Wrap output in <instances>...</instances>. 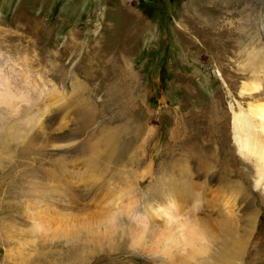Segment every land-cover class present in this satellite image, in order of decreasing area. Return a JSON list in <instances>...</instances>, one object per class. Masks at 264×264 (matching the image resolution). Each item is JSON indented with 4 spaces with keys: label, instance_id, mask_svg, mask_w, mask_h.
Returning a JSON list of instances; mask_svg holds the SVG:
<instances>
[{
    "label": "rangeland",
    "instance_id": "obj_1",
    "mask_svg": "<svg viewBox=\"0 0 264 264\" xmlns=\"http://www.w3.org/2000/svg\"><path fill=\"white\" fill-rule=\"evenodd\" d=\"M119 1L0 0V75L35 102L27 116L19 107L22 134L14 141V157L0 149V264H224L217 243L206 241L207 251L173 258L184 253L181 244L166 253L150 240L152 225H165L163 216L138 217L150 213L151 203L190 218L193 202L184 197L200 191L205 199L201 219L212 225L231 209L225 198L238 195V184L253 199L257 218L250 224L244 217L253 219V212L243 217L233 212L241 216L237 231L243 236L233 264H264L263 181L256 185L264 151V118L259 116L264 113V2L244 14L245 3L238 0H202L204 9L198 2L184 8L189 0H127L123 9ZM105 16L108 27L102 30ZM2 106L4 120L8 114ZM235 113L248 115L255 126L256 144L244 151L234 140ZM25 117L36 121L25 124ZM181 127L191 132L188 144L198 127L211 135L212 154L224 162L213 161V171L227 162L231 170L243 168L242 177L220 171L221 180L209 185L202 174L198 181L193 157H183ZM68 129L82 134L81 149L73 157L51 155L40 136ZM183 158L188 170L179 177ZM57 160L68 168L54 164ZM168 179L175 183L161 196ZM197 181L205 190L195 187ZM224 182L229 183L226 192L233 193H221ZM71 183L74 192L68 189ZM212 200L217 208L209 204ZM130 205L135 216L121 213L126 227L106 233L100 224L107 210ZM126 222L147 226L141 243L139 231ZM66 228L82 239L65 238Z\"/></svg>",
    "mask_w": 264,
    "mask_h": 264
},
{
    "label": "bare ground",
    "instance_id": "obj_2",
    "mask_svg": "<svg viewBox=\"0 0 264 264\" xmlns=\"http://www.w3.org/2000/svg\"><path fill=\"white\" fill-rule=\"evenodd\" d=\"M227 1H230L232 3L235 0H227ZM196 2H198L199 5H200L198 7L203 8V9L205 8V7H203V4H202L203 1L202 0H189L188 2L185 3L184 8L188 7L190 3H192L193 5H196ZM238 2L245 3L244 14H246L249 11H251V9H253L255 7L256 3L264 2V0H238ZM115 3H117V5H120L121 8H123V9L125 8L126 4H128L127 0H120L119 2H115ZM198 7H196V9H198ZM108 11L111 12L110 10H108ZM207 11H209V10H207ZM184 17H186V16H184ZM108 18H109L108 16H105L104 19H102V22H100L102 30H105L108 27V25L106 24V21L108 20ZM60 19H61V17H60ZM186 19H188V17ZM65 46H66V43L63 46V48ZM262 50L263 49H261V51ZM262 56L264 58V51H262ZM256 59L259 60L260 58L257 57ZM86 72L89 75H91V76H93L92 74L95 73L94 70L93 71L87 70ZM126 76H127V78L129 80L131 79V76L128 73H127ZM6 80L7 79L5 77L0 75V103L4 102L6 104V106H4V107L2 106L1 107V110H2V113H4L5 116H7V114H8L7 118L4 119L6 122L4 120L0 119V149L2 151L3 150L6 151L5 153H8L10 155V157L11 156L14 157L15 153H13L11 151L12 147L15 145L14 141L17 140L18 135L22 134V131L19 129V113H21V111L19 110V107H21V106L25 107L26 112H24V110H22V111L26 114L25 116H27L29 110H32V107L35 106V102L28 101L30 99V96L22 95L20 92H19V94L16 93L15 90H13V88L7 84ZM17 88L19 89V85H17ZM23 101L27 102V104L26 105L21 104ZM260 107H261L262 111L264 112V106L260 105ZM47 111H49V110H47ZM33 112H35V111H33ZM35 114H37V113H35ZM33 116H34V113H33V115H31V117L33 118ZM210 116H211V114H210ZM259 116H260V118H262V117L264 118V113L259 114ZM11 120L15 121V124H13V125L10 124ZM39 120H41V118H39ZM13 121H11V122H13ZM25 121H27V122H25V124L28 123V125H29V123H31V121L35 122L36 120L34 121L32 119L31 121L29 120L30 122H28V119L26 118ZM263 124H264V122H263ZM35 126H36V124H35ZM84 126H86V125H84ZM32 129H33V127L30 128L29 130H32ZM254 129H255V126L252 123L251 117H249L246 114L242 116L240 113L239 114L235 113L234 122H233L234 140L237 143V145H239L240 151H242V150L244 151V149L247 146L256 144L255 140L252 139V132H253ZM29 130L25 129V131H29ZM190 133H188V129L187 128H184V127L180 128V133H179L180 139L185 144V146H186L185 147V151L187 153V156H183V157H185V158L186 157L187 158L190 157L191 159L193 157V159H194V168H195L194 176H195V178H197V180H198L199 177H201L202 174H206V176H208L207 182L210 185V182L215 181L218 178L219 179L221 178V174L219 173L220 171H224V172H226V174H235L236 178H241L242 177L243 172H244L243 168H242V170L239 168V169H237V171L236 170H231L229 168V166L227 165L228 164L227 162H226V166L223 167V170H218L216 172L213 171L212 170V163H214L213 161H215V162L219 161L220 163H222L223 159L217 160L216 157H215V154H212L213 151L210 149L211 148V135L208 134V136H207L205 134L203 128H199L198 127L196 129L195 135L194 134L191 135V140H193V142L188 144V141L186 142L185 140L189 137L188 135ZM81 135L82 134H80L78 131H72V130L68 129L66 131L61 132L60 134H58L56 136H50L49 137V136H46V135L45 136L41 135L40 138L46 143V147L49 150L51 155H59L60 153L61 154L64 153V154H66V156L68 158V156L70 157V156L74 155L77 151H79L81 149V147L79 146V144H82ZM261 148H264V146L261 145ZM260 155L262 156L263 160L258 165V169H257L258 170V178H259L257 183H256L257 186L261 185L260 184L261 181H263V185H264V157H263L264 151L261 152ZM59 157L57 158L58 160H60ZM185 158L180 159L181 162H182V166L180 167L182 172L178 175L179 177L183 176L184 169L188 170L187 164H186L187 162H186ZM58 160L55 161L54 164L55 163L56 164L59 163V164H61V166H60L61 168H68V164L67 163H64V162L58 161ZM69 161L72 162V163H74V162L77 163L74 160H73L74 161L73 162L72 159L69 160ZM15 162H17V159L15 160ZM237 164H238V162H237ZM237 164H236V166H237ZM17 165L18 164H16V166ZM146 174H147L146 172H143V177L146 176ZM247 178H249V177H247ZM79 179H80V177H79ZM160 179H161V177H160ZM158 180H159V177L158 178L156 177L154 182L155 181L157 182ZM259 180H261V181H259ZM175 181L179 184V180L175 179ZM198 181L195 182V187L205 190V186L206 185L203 184L204 182L201 183V182H198ZM170 182L171 183L172 182L175 183L174 181H172V179H171V181L169 179L167 181H165V183L163 184V186H162V188L160 190V194L164 193V190L169 186ZM87 183L89 184V182H86V185H88ZM182 183H183V185L185 187H190V188L193 187V184L192 185H191V183L189 184L186 180H182ZM72 185H74V184H72V183H71V185L69 184V188L68 189L70 191L73 190ZM232 185H233V183H231V186ZM228 186H229V183L228 182H226V183L224 182L223 186H221L222 187L221 189H223V190H221L222 191L221 193H223L224 195L225 194L227 195V193L228 194L233 193L232 190L230 192H226L227 191L226 188ZM237 186H239L240 188H234V189H235V191H237V194L239 196L235 195V196H232L231 198H227V196H226V198H225L224 195H222V198H225L226 200H228V205L230 206V207L229 206L228 207L231 208V209H229L226 212V207L227 206L225 207V205H224L226 213H225L223 219L221 218L220 220H214L215 222H213L212 225L209 224V222L203 221L201 219V214L200 213L203 212V209L205 207L204 206V200L205 199L203 197L199 196L200 191L199 192L197 191V192L193 193V198H190L188 195L184 197V201L188 202V200H190V202L191 201L193 202V207L191 208L193 210V212L191 211L192 212V217H190V218H187V217L185 218L182 215H178L177 213L172 212L171 211L172 208H169L167 210H163V209L157 210L156 208H154V206L151 205V203L149 204V206H150V210H149L150 213L149 214H141L139 217L136 214V216L140 220L147 219V221H148L149 218H153L155 216H163V219H165V222H164L165 225H163V226L162 225H159V226L158 225H155V226L152 225V229H151L152 231L149 228L148 232H150V231L152 232L150 234V237H151L150 240L153 241L159 247L163 246V248H165L166 253H169V250L172 247H177V246L179 247V244L182 245V246H180V249L184 250V253L180 254V255H177V254L171 255L173 258H175L176 256H183V255L186 256V257L190 256V255L191 256H194V255L197 256L199 254L198 253L199 251H201V250L207 251L206 243H209L211 245H213L214 243H217V245L219 246V249L216 250V251L219 253L218 255L223 257V258H221L223 263L224 264H233L234 259L239 258V254H238L239 251H242L241 238H243V236L239 235V233L237 231L239 218H241V216L242 217L245 216L246 212L249 213L250 215H252V212H253V215H254L253 219H252V216L250 217V219L247 218L246 216L244 217V219L247 222L249 221L250 224L252 222L251 220H254V222H255V220L257 218V216L255 217L256 210H255V207H253L254 206L253 199L252 198L247 199L248 197H246L245 194H244V190H243L244 187H242L239 184ZM247 187H249V186H247ZM256 189H257V187H256ZM53 190L57 191L58 189L56 187H53ZM229 190L230 189L228 188V191ZM51 192H53V191H51ZM73 192H74V190H73ZM85 192H86V190H85ZM68 193H70V192H68ZM88 193L86 192V194H88ZM201 193H203V192H201ZM62 194H65V192L62 193ZM76 194H79L78 191H77ZM219 194L220 193H218L217 195L220 198ZM163 195L164 194H162L161 196H163ZM215 198L218 200L217 197H215ZM69 199H72V198H69ZM151 199H155V198H151ZM223 200H221V201H223ZM69 201H71V200H69ZM90 203H92V200H91ZM188 204H190V203H188ZM209 204H212L211 207L213 208V207H216L218 203L216 205H214L213 200H212V201H210ZM225 204H226V202H225ZM222 205H223V203H222ZM76 206H78V205H76ZM79 209H80V206H79ZM81 209H82V206H81ZM173 210H175V209H173ZM237 210H238V212H243V214H241V216L239 218H236V214L233 213V212H235ZM107 211H108V213H107L106 219L104 220L105 222H101L100 226L102 224L105 225L103 230H105L106 233L109 231V233L111 235L117 229V227L119 228V225H122L125 222L123 220H126L125 218L122 219V214L121 213L125 212L127 214H130L131 212L134 211V209H133L132 205H130L128 207H122L119 210L116 209V207H115V208L108 209ZM55 213L60 215L62 212L60 213V212L57 211ZM127 214H125V215H127ZM130 215H132V217L135 216L134 212L132 214H130ZM61 216H62V214H61ZM65 218H66V215H65ZM76 218H77V216H76ZM68 219H69V217H68ZM68 219H66V222L68 221ZM64 220L65 219H63L62 221H64ZM70 221H73V220H70ZM122 221H123V223H122ZM128 221H131V219H129ZM128 223H131V222H128ZM128 223H127V225H129L131 227V231H135V232L139 231V234H141V237L139 239L140 243H141V238L142 239L144 238L143 234L146 233L147 226L143 225L142 227H137V226H133L134 223L133 224L131 223V225L128 224ZM240 223H241V221H240ZM70 225H72V224H70ZM70 225L68 227H70ZM75 226H76V224H75ZM129 226H127V227H129ZM209 226H211L213 228V232H211L209 230ZM125 227H126V225L123 226V228H125ZM67 228L63 229L62 234H61L65 238H68V239H70V241H73V242H77V241H80L82 239L81 235H80L81 233H78L77 231H72V230L70 231V230H68L69 228L68 229ZM84 228H85V225H84ZM84 228H82V233L85 231L84 234H86V231H88L89 228L86 227L87 229L83 230ZM131 231H129V232H131ZM101 234L103 235V233H101ZM109 239H111V238H109ZM204 241H206V243ZM135 243H139V241H135ZM75 244H77V243H75ZM197 244L199 246H196ZM153 246H155V245H153ZM187 246H189L188 249L186 248ZM182 250H180V251H182ZM110 262H112V260Z\"/></svg>",
    "mask_w": 264,
    "mask_h": 264
}]
</instances>
